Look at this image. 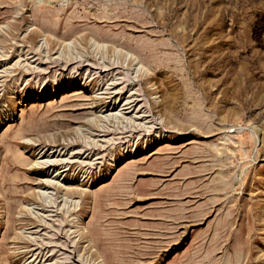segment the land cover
<instances>
[{"label":"rangeland","instance_id":"obj_1","mask_svg":"<svg viewBox=\"0 0 264 264\" xmlns=\"http://www.w3.org/2000/svg\"><path fill=\"white\" fill-rule=\"evenodd\" d=\"M0 264H264V0H0Z\"/></svg>","mask_w":264,"mask_h":264},{"label":"bare ground","instance_id":"obj_2","mask_svg":"<svg viewBox=\"0 0 264 264\" xmlns=\"http://www.w3.org/2000/svg\"><path fill=\"white\" fill-rule=\"evenodd\" d=\"M129 108H130V109H132V108H133V106L131 105V107L129 106ZM46 161H47V160H46Z\"/></svg>","mask_w":264,"mask_h":264}]
</instances>
